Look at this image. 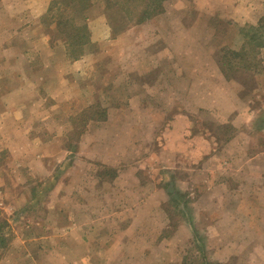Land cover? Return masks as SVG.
<instances>
[{
	"label": "rangeland",
	"instance_id": "obj_1",
	"mask_svg": "<svg viewBox=\"0 0 264 264\" xmlns=\"http://www.w3.org/2000/svg\"><path fill=\"white\" fill-rule=\"evenodd\" d=\"M6 1L0 264H264V0L80 7L76 55L69 2Z\"/></svg>",
	"mask_w": 264,
	"mask_h": 264
},
{
	"label": "trees",
	"instance_id": "obj_2",
	"mask_svg": "<svg viewBox=\"0 0 264 264\" xmlns=\"http://www.w3.org/2000/svg\"><path fill=\"white\" fill-rule=\"evenodd\" d=\"M64 1H67V3L69 2L70 5L68 6V8L72 11L71 12L72 16H68L66 19V24L69 23L70 28H69V31L65 33H66L67 39L69 40L68 42L69 47H70L69 50L71 51L73 55H76L77 53L81 52V50H79L78 47L79 46L82 47L83 44L89 42V34L87 32L88 30L87 25L83 24L79 26L76 23V18L74 15L76 14V11L78 8L81 7L83 10H85L87 8L94 6L95 4H101V1H103L104 2L103 9H105L106 15L110 11H112L111 9H113L116 5L119 7V9L125 10L126 12H130L132 10L130 7V2L139 1V0H95V1H92V0H61L62 3ZM146 1L142 4L143 8L140 11V15H139L142 19H147L153 15L158 14V12H160L161 10L160 5L165 0H146ZM76 3H79V7H75ZM228 53L232 54L234 57L242 56V53L240 50L239 51L229 50ZM230 66L232 67L233 65L229 63H225L222 65L221 69L225 73V69L230 68Z\"/></svg>",
	"mask_w": 264,
	"mask_h": 264
},
{
	"label": "crops",
	"instance_id": "obj_3",
	"mask_svg": "<svg viewBox=\"0 0 264 264\" xmlns=\"http://www.w3.org/2000/svg\"><path fill=\"white\" fill-rule=\"evenodd\" d=\"M20 1H22L23 6L29 9V12L31 13L32 17L35 18L39 17L47 10L46 9L48 4L47 0H43L39 4H36L38 2L37 0H36L37 2H35V0H20ZM248 1L249 0H190V4L192 5L193 12L196 14L195 18L199 17L200 15L211 16L214 15L215 13H219V14L221 13L226 15L229 19H231L234 22H240L245 20L249 15L248 13L252 11L250 7V3ZM6 2L9 3V0ZM12 11L14 12V10ZM192 28H189L188 31H190V29ZM48 42L49 41H46L47 46H49ZM27 49H29L28 46H26L24 51ZM22 58L24 60L19 61L21 68L26 67L27 65L26 63L28 62V60L26 59L27 58L26 54ZM82 61L83 59L75 60L71 63V66L77 67L82 63ZM12 64L13 62L11 63V65ZM28 76H30V78H28ZM32 76H33L32 73L30 75H25V77L20 75V79H26L25 81H31L34 79ZM0 98L5 99L1 94H0Z\"/></svg>",
	"mask_w": 264,
	"mask_h": 264
}]
</instances>
